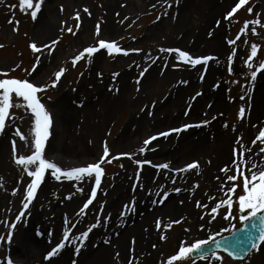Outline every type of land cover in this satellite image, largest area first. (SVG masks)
Here are the masks:
<instances>
[{
	"label": "rangeland",
	"instance_id": "374dc122",
	"mask_svg": "<svg viewBox=\"0 0 264 264\" xmlns=\"http://www.w3.org/2000/svg\"><path fill=\"white\" fill-rule=\"evenodd\" d=\"M236 2L43 0L33 20L31 10L20 9L19 0H0V73H8L0 78L28 79L42 86L51 84L55 72L65 69L56 87L38 93L52 117L45 157L69 170L98 162L105 144L109 150L101 164L97 196L84 214L78 215L79 208L95 186L94 176L56 180L47 170L25 210L22 205L31 177L15 163L12 141L17 155L31 154L34 117L26 107L10 110L0 133V236L5 238L0 241V264H7L9 258L13 264H167L181 244L210 242L244 222L240 216L247 213H241L235 202L230 219L223 218L229 211L223 204L216 214L211 213V207L226 199L221 184L227 189V176L236 175L234 149L244 150L241 167L246 175L252 164L264 170L260 152L264 140L252 143L264 130V70L254 82L250 78L264 59V0H247L229 22L224 16ZM254 20L261 23H250L241 34L244 22ZM69 27L75 34L68 32ZM238 34L240 40L229 45L227 41ZM101 39L115 42L121 51L109 54L100 49L91 57L85 54L73 66L84 48L98 47ZM32 43L42 51L33 52ZM253 43L258 55L248 68L244 61ZM233 48L236 55L229 62ZM161 49L214 59L192 66ZM37 56L40 61L32 73ZM241 107L243 119L238 115ZM17 128L25 141L14 135ZM161 132L170 134L160 136ZM153 136L157 139L144 145ZM193 162L198 168L186 169ZM160 164L169 167H154ZM225 166L226 173L221 171ZM236 183L234 201L243 194V180ZM22 211L24 216L16 221ZM93 224L98 226L81 245L80 234ZM67 229L71 232L66 247L45 259ZM9 230L13 231L10 242ZM76 248H80L78 254ZM258 249L239 261L213 253L174 264H264V242Z\"/></svg>",
	"mask_w": 264,
	"mask_h": 264
},
{
	"label": "snow or ice",
	"instance_id": "6c2138e0",
	"mask_svg": "<svg viewBox=\"0 0 264 264\" xmlns=\"http://www.w3.org/2000/svg\"><path fill=\"white\" fill-rule=\"evenodd\" d=\"M42 2L43 0H36L34 3V0H19L20 9L22 11H28L31 10V17L33 20L37 18L38 13L40 12L42 8ZM247 3V0H238V2L235 3L234 7L231 8L230 11L227 12V14L224 16L225 20H229L230 18L239 10L242 6H244ZM87 12V9H85ZM248 11L251 13L252 9L248 8ZM76 20H79V14L75 17ZM159 19V17H158ZM9 24L16 25L18 24V21L9 20ZM219 24V21L217 22ZM260 24V20H254V21H245L243 27L240 29V33H246V31L249 28V24ZM264 27V24L261 25ZM76 27H79V24L76 25ZM13 30H17L15 27ZM68 32L75 34L73 32V29L69 27ZM96 34L99 35V26H97ZM252 34L256 35V29L252 28ZM237 40H240V35L236 37L235 40H228L227 43L229 45H234ZM57 41H53L52 44H56ZM247 43V41H245ZM0 47H3L0 45ZM29 47L33 50L35 53H40L42 51L41 48H38L35 43H32L29 45ZM45 49H49L51 51L50 45H45ZM100 49H106L109 54H112L113 50H115L117 53L121 51V49L116 45L115 42H106L104 40H99L98 47H86L83 49V51L77 55L72 63L73 66L76 65L77 61L81 60L85 54L87 56L91 57L93 54L97 53ZM139 51V50H134ZM162 52H174L177 54L178 58L190 63L192 66L196 65H202L207 64V62L211 59H214L213 57H193L186 51H181L180 49H161ZM124 55H128L127 51L123 52ZM236 55V51L233 48L232 53L229 55L228 60L229 62L232 61L233 57ZM258 55V46L253 43L251 44V52L250 55L247 56L246 60L244 61L247 64L248 68H252L253 59L257 57ZM40 61V57H36V63L33 65L32 73H34L38 67ZM229 72L232 71L231 66H229ZM262 70H264V59L259 61V66L251 71L250 78L251 81H255L257 79L258 73H260ZM65 69L61 68L59 71H56L54 76L55 79L51 82V84H44L42 86H37V83L35 81L30 82L28 79H18V78H0V133L3 132V130L6 127V118L10 116V110L15 108H21L26 107L30 112L32 113L34 117V125L32 129L30 130L31 133L34 135V140L32 144V152L30 155L24 156V155H17V147L15 140L12 141V153L14 161L17 165L23 166V170L26 173L28 177H31V182L27 183L26 186V194L24 196L23 202V209L27 210L29 208V204L34 199L37 189L41 185L46 170L50 171V175L55 178L56 180H60L62 177H65L69 180H76L81 181L85 179L86 177L91 179L94 176V185L91 187L90 195L86 198V201L83 203L82 207L79 208V214H84L87 209H89V206L93 204L94 199L97 196V189L101 184V177L103 175V169L101 167V164L105 162V159L109 156V150L107 145H104L103 149V155L99 158L98 162L94 163H88L86 166H75L71 167L69 170H63L56 162H53L51 158H46L44 155L45 150V144L49 137V129L50 125L52 123V117L50 113L46 110L45 105L41 102L42 97L38 96V93H43L48 90L49 87H56L57 83L59 82L63 72ZM32 73H29L31 76ZM0 76H8V73H0ZM251 86V85H250ZM197 95H200V93H197ZM17 101L14 103V99ZM240 99H244L243 96L240 97ZM245 114V109L241 107L239 109V117L243 119ZM191 125H185L184 127H190ZM199 126V125H197ZM172 131L179 132L181 129H172ZM169 132H161L159 133L160 136H167L169 135ZM14 135L18 136L20 140L25 141L26 137L20 132L19 128L15 130ZM157 139L156 136H153L150 138V140H145L143 143L144 145L150 144L151 140ZM259 140H264V130L259 131L258 136L256 137V140L252 141L253 144H255ZM144 148L140 149V152H143ZM248 152H251V149L247 150ZM260 152L264 153V147L260 148ZM107 162H111L110 160ZM140 163V162H138ZM143 163L150 164L151 161H144ZM245 164L244 159V150H241L239 153H237V150H233V162L232 167L236 170V175H229L227 176V182L229 186L227 189H225L224 184H221L220 190L224 193L226 199H224L221 202H218L215 207H211V213L216 214L218 212V209L221 207V204L226 205L227 209L229 211L226 212L224 215V219H230L232 216V213L230 209L233 206V203H238V209L241 213H247L246 215H241L240 220L241 221H247L252 217L257 216L260 213H264V170H257V165L252 164L251 167L247 168V172L249 174H245V168H242L241 165ZM30 166L31 169L30 170ZM154 167H158L161 169H167L169 167L168 164H160V165H154ZM198 168V164L193 162L186 166V169H196ZM186 169H181V171H184ZM229 170L228 166H225L221 169L222 172H227ZM137 177H139V173H137ZM238 179L243 180V187H242V193L240 194L236 200L234 201L233 197L237 191V183L236 181ZM177 192L180 191L179 188L175 189ZM77 191L83 192L82 188H78ZM15 194V192L13 193ZM67 199H71L72 197H66ZM215 199V198H213ZM198 203V206L201 207H207V205H201ZM101 210H103V205H101ZM24 212H20L16 217V221H21L22 217L24 216ZM215 216H213V219ZM262 220H264V217H262ZM6 223V222H5ZM67 223V221H66ZM157 227H161V223L158 220ZM174 223H179V221H175ZM98 226V224L91 225L88 230L82 232L80 234V243L83 245L84 241L88 238L89 233ZM16 227V224L13 223L11 225V229L14 230ZM75 227V225H73ZM9 230L7 233V241L10 242L13 236V231ZM70 232L71 229H67L63 231V238L62 240L51 249L50 252H48L45 259H49L53 257L54 255L58 254L62 249L66 247L65 242L69 241L70 239ZM51 235V233H49ZM165 237H161V239H164ZM5 238L3 236H0V241L4 240ZM259 240L261 242H264V228L261 229V234L259 237ZM75 241L73 240V243ZM207 240H198L194 244H191L190 246H184L181 244L178 248V252L174 255H171L167 261V264H174V262H180L187 258H190L191 254L197 250L200 249L203 245L207 244ZM252 247L256 250L258 249L257 244H253ZM80 251V248L75 249V253L78 254ZM201 258H206L201 256ZM217 259H220V257H217ZM7 264H13V261L9 258L7 259ZM75 264V262H73Z\"/></svg>",
	"mask_w": 264,
	"mask_h": 264
},
{
	"label": "water",
	"instance_id": "95a60500",
	"mask_svg": "<svg viewBox=\"0 0 264 264\" xmlns=\"http://www.w3.org/2000/svg\"><path fill=\"white\" fill-rule=\"evenodd\" d=\"M262 217H264V213L250 218L231 233L218 237L195 250L191 257L198 258L202 254L206 256L214 252H221L232 260L244 259L254 249L252 245L260 243L261 229L264 228Z\"/></svg>",
	"mask_w": 264,
	"mask_h": 264
},
{
	"label": "bare ground",
	"instance_id": "6f19581e",
	"mask_svg": "<svg viewBox=\"0 0 264 264\" xmlns=\"http://www.w3.org/2000/svg\"><path fill=\"white\" fill-rule=\"evenodd\" d=\"M43 30H45V27L44 28H42ZM171 209H173V206L171 207Z\"/></svg>",
	"mask_w": 264,
	"mask_h": 264
}]
</instances>
